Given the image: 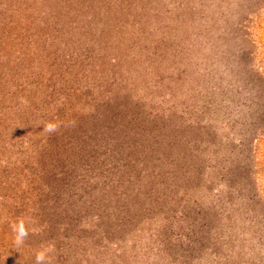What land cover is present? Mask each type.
Segmentation results:
<instances>
[{
  "label": "rangeland",
  "instance_id": "rangeland-1",
  "mask_svg": "<svg viewBox=\"0 0 264 264\" xmlns=\"http://www.w3.org/2000/svg\"><path fill=\"white\" fill-rule=\"evenodd\" d=\"M168 1L184 0H0V264L44 247L51 264H240L218 239L240 148L184 111L221 6L174 35Z\"/></svg>",
  "mask_w": 264,
  "mask_h": 264
},
{
  "label": "trees",
  "instance_id": "trees-1",
  "mask_svg": "<svg viewBox=\"0 0 264 264\" xmlns=\"http://www.w3.org/2000/svg\"><path fill=\"white\" fill-rule=\"evenodd\" d=\"M240 1L219 0L221 10L218 7L210 31L215 50L199 70L197 97L186 101L184 111L199 114L197 125L211 134L214 146H239L242 162L228 170L232 198L219 244L231 246L232 252L241 248L240 264H264V57L259 36L264 0H247L242 12ZM167 4L169 19L176 20L171 26L175 35L178 18L196 6L204 7L205 0ZM203 237L202 249L206 246ZM226 256L233 260L231 252Z\"/></svg>",
  "mask_w": 264,
  "mask_h": 264
},
{
  "label": "clouds",
  "instance_id": "clouds-1",
  "mask_svg": "<svg viewBox=\"0 0 264 264\" xmlns=\"http://www.w3.org/2000/svg\"><path fill=\"white\" fill-rule=\"evenodd\" d=\"M57 128V125L49 123L45 125V131L46 132H54ZM12 231L15 234L14 235V245L18 249L20 246H22L29 236V230L26 226V223L24 220H20L17 223H13L11 225ZM52 252V249L49 247H44L36 252L35 255V261L36 264H51L50 260V253ZM7 256L3 258V264H6Z\"/></svg>",
  "mask_w": 264,
  "mask_h": 264
}]
</instances>
